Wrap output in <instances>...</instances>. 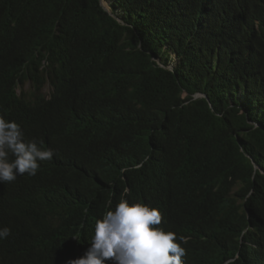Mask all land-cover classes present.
Listing matches in <instances>:
<instances>
[{
    "label": "trees",
    "instance_id": "16d2710c",
    "mask_svg": "<svg viewBox=\"0 0 264 264\" xmlns=\"http://www.w3.org/2000/svg\"><path fill=\"white\" fill-rule=\"evenodd\" d=\"M104 1L0 0V116L54 153L0 183V264L81 258L120 198L182 264H264V0Z\"/></svg>",
    "mask_w": 264,
    "mask_h": 264
},
{
    "label": "clouds",
    "instance_id": "9594fccd",
    "mask_svg": "<svg viewBox=\"0 0 264 264\" xmlns=\"http://www.w3.org/2000/svg\"><path fill=\"white\" fill-rule=\"evenodd\" d=\"M53 155L35 140H26L15 121L0 116V183L25 173L36 175L38 161L51 160ZM161 220L158 209L120 198L96 220L84 255L66 264H182L185 249L176 242L175 233L158 227ZM9 235L8 227L0 228V240Z\"/></svg>",
    "mask_w": 264,
    "mask_h": 264
},
{
    "label": "rangeland",
    "instance_id": "374dc122",
    "mask_svg": "<svg viewBox=\"0 0 264 264\" xmlns=\"http://www.w3.org/2000/svg\"><path fill=\"white\" fill-rule=\"evenodd\" d=\"M102 4L108 9L109 7H108V5H107V3L104 1V0H102ZM30 85H27L25 88L26 89H30ZM44 92L46 93V94H48L49 92H50V88L49 87H46L45 88V90H44Z\"/></svg>",
    "mask_w": 264,
    "mask_h": 264
},
{
    "label": "water",
    "instance_id": "95a60500",
    "mask_svg": "<svg viewBox=\"0 0 264 264\" xmlns=\"http://www.w3.org/2000/svg\"><path fill=\"white\" fill-rule=\"evenodd\" d=\"M102 3V2H101ZM102 7L105 11H108V9L102 4Z\"/></svg>",
    "mask_w": 264,
    "mask_h": 264
}]
</instances>
